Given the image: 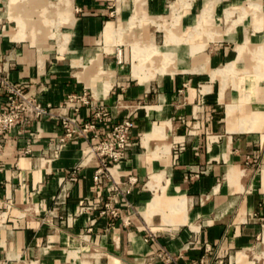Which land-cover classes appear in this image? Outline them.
I'll list each match as a JSON object with an SVG mask.
<instances>
[{"label": "crops", "instance_id": "1", "mask_svg": "<svg viewBox=\"0 0 264 264\" xmlns=\"http://www.w3.org/2000/svg\"><path fill=\"white\" fill-rule=\"evenodd\" d=\"M138 10L143 34L181 13L185 43L208 44L184 56L188 71L139 81L108 62L101 39ZM99 54L108 90L88 79ZM1 64L54 115L0 134V264H264V0H0ZM85 93L109 115L53 159L58 115L93 114L67 103ZM127 116L128 157L112 173L138 177L132 206L82 211L108 194L90 148Z\"/></svg>", "mask_w": 264, "mask_h": 264}, {"label": "built area", "instance_id": "2", "mask_svg": "<svg viewBox=\"0 0 264 264\" xmlns=\"http://www.w3.org/2000/svg\"><path fill=\"white\" fill-rule=\"evenodd\" d=\"M2 95L5 96L7 104L0 105V134H5L18 127L28 128L33 122L54 115L53 107L50 104H43L37 94L27 90L26 83L11 80L9 68L4 64L0 65V98ZM77 102L91 106L93 114L87 121H80L69 114L58 115L64 132L53 145V159L60 156L69 140L84 136L88 131L103 123L109 115L107 107L95 103L87 96V93L69 95L67 103L75 104ZM73 108L75 111L79 110V106ZM132 127L131 116H127L113 125L109 135L98 144L91 146V152L98 159L95 180L108 189V194L98 202H82V211L94 209L99 210L102 215H111L117 218L121 214L123 203L132 206L129 196L139 182L138 177L128 174L121 179H116L112 173V168L128 157ZM77 179V169H75L71 180L77 181ZM65 191L66 189L58 196L59 199L66 196ZM168 255V253H164V258ZM200 264L205 263L201 261Z\"/></svg>", "mask_w": 264, "mask_h": 264}, {"label": "rangeland", "instance_id": "3", "mask_svg": "<svg viewBox=\"0 0 264 264\" xmlns=\"http://www.w3.org/2000/svg\"><path fill=\"white\" fill-rule=\"evenodd\" d=\"M246 10L249 9H244V12ZM143 15L144 13L138 10L127 23L120 25L112 23L120 27L118 33L109 41L106 37H103L100 41V46L105 49V53H108V62L116 61L120 65H124L132 78L134 77L139 81L150 82L159 74L186 72L188 71L187 69H180L181 67L188 68L185 64L187 61H185L184 56L186 54L190 55L200 52L208 46V44L198 43L197 41L192 44L185 43L186 35H184L179 26L182 17L181 13L174 17L169 16L168 19L165 18V22L157 23V26L151 25L149 29L145 30L146 34H143L144 32L141 28L135 27L139 22L145 23L146 18H144ZM232 18H239V13H234ZM208 24L211 28L205 30V37H213L215 33L211 26V22ZM194 29H198L199 31V25ZM190 33V40L197 37L198 33L196 31L191 30ZM140 36L142 37L140 38ZM204 40L205 39H202V41ZM172 56L174 57L173 61L170 59ZM180 61L182 62L179 63ZM190 61L189 58L188 62ZM92 64L96 72L88 78L89 81L97 88V81L103 79L106 90H108L109 87L111 88L113 82L110 77L115 72H107L103 68L102 54H99L97 58L93 59ZM233 66L234 65L227 66L225 70L230 67L233 68ZM166 208L167 206L165 205H161L160 207V211L163 215L166 214ZM130 221L131 220L126 219V224L129 225Z\"/></svg>", "mask_w": 264, "mask_h": 264}, {"label": "bare ground", "instance_id": "4", "mask_svg": "<svg viewBox=\"0 0 264 264\" xmlns=\"http://www.w3.org/2000/svg\"><path fill=\"white\" fill-rule=\"evenodd\" d=\"M173 56H174V55H173ZM173 56L170 57L171 61L174 60V57H173ZM180 57H181V56H180ZM177 58H178V57H177ZM178 60H180V59H178ZM181 62H182V61H180L179 63H181ZM169 65H170V64H169ZM171 66H172V65H171ZM171 66H169V67H171ZM169 67H168V68H169ZM165 68H166V67H165ZM165 68H164V69H165ZM180 69H186V67H181ZM162 70H163V69H162ZM175 73H177V72H174V73H173V72H170L169 74H175ZM90 155H93V153L91 152V150H90Z\"/></svg>", "mask_w": 264, "mask_h": 264}]
</instances>
